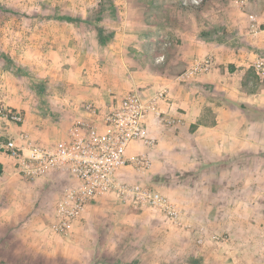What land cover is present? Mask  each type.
<instances>
[{"label":"crops","instance_id":"0c3cea01","mask_svg":"<svg viewBox=\"0 0 264 264\" xmlns=\"http://www.w3.org/2000/svg\"><path fill=\"white\" fill-rule=\"evenodd\" d=\"M215 2L197 17L177 0H0V103L25 119L0 117V264H264V73L254 66L264 0ZM208 54L209 72L181 76ZM161 90L160 109L178 123L149 115L154 144L132 141L125 157L151 166L119 175L163 193L177 218L106 193L68 236L56 233L53 209L72 178H27L1 145L21 131L65 139L77 120L105 132L125 95Z\"/></svg>","mask_w":264,"mask_h":264},{"label":"built area","instance_id":"2783aa9c","mask_svg":"<svg viewBox=\"0 0 264 264\" xmlns=\"http://www.w3.org/2000/svg\"><path fill=\"white\" fill-rule=\"evenodd\" d=\"M213 64L214 60L208 54L196 59L181 76L189 78L209 72ZM254 66L258 73H264L263 59ZM166 97L165 90L148 99L139 91L128 93L104 116L105 132H99L93 121L77 120L65 139L44 144L21 131L17 138L1 145L15 159L20 173L27 178H40L53 171L72 178L63 188L53 209L51 227L56 233L68 236L73 223L82 216L88 205L106 193H114L137 208L155 207L162 209L170 218H177L175 205L163 193L140 182H129L119 175L120 169L127 164L134 165L140 171L150 168L151 159L147 155L125 157V150L132 141L143 140L149 145L154 144L145 125L149 115H154L162 126L178 123L159 107L160 101ZM87 108L96 113L93 105L89 104ZM0 117L19 124L25 120L21 111L5 103H0Z\"/></svg>","mask_w":264,"mask_h":264},{"label":"rangeland","instance_id":"374dc122","mask_svg":"<svg viewBox=\"0 0 264 264\" xmlns=\"http://www.w3.org/2000/svg\"><path fill=\"white\" fill-rule=\"evenodd\" d=\"M177 1L178 3L176 4L177 7L175 9L177 11L181 9V11H179V14L181 12H184L185 5L188 6L191 4L190 5V7L192 8L191 13L193 14V16H197V17L200 15H205V12L207 13L208 17L212 16L215 13V11L218 10L216 8L219 6V5L217 6L215 1L223 2V6L226 8H231L234 2V0H186V1H189L188 3L190 4H184L185 0H177ZM194 26L199 27V24H195ZM211 28L212 26L208 27V29H211Z\"/></svg>","mask_w":264,"mask_h":264}]
</instances>
